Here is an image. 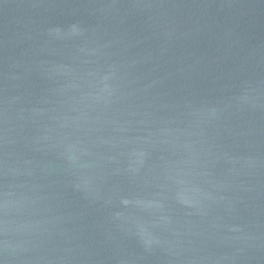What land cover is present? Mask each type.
Listing matches in <instances>:
<instances>
[{
    "label": "water",
    "instance_id": "water-1",
    "mask_svg": "<svg viewBox=\"0 0 264 264\" xmlns=\"http://www.w3.org/2000/svg\"><path fill=\"white\" fill-rule=\"evenodd\" d=\"M0 264H264V0H0Z\"/></svg>",
    "mask_w": 264,
    "mask_h": 264
}]
</instances>
